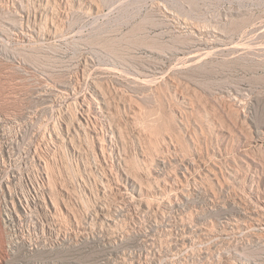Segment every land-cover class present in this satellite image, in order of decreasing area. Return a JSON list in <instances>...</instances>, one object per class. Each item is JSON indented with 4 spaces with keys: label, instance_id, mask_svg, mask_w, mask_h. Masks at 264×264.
I'll return each instance as SVG.
<instances>
[{
    "label": "rangeland",
    "instance_id": "1",
    "mask_svg": "<svg viewBox=\"0 0 264 264\" xmlns=\"http://www.w3.org/2000/svg\"><path fill=\"white\" fill-rule=\"evenodd\" d=\"M261 139L264 0H0V176L41 239L0 217V264H264ZM128 166L154 211L104 195Z\"/></svg>",
    "mask_w": 264,
    "mask_h": 264
},
{
    "label": "bare ground",
    "instance_id": "2",
    "mask_svg": "<svg viewBox=\"0 0 264 264\" xmlns=\"http://www.w3.org/2000/svg\"><path fill=\"white\" fill-rule=\"evenodd\" d=\"M55 12H57V11H55ZM99 95H100L99 98L94 100V104L88 102L87 105L84 106L82 114H81L82 117L77 118L78 119V125L81 129H82L83 125H85L84 122L91 115H93L95 118L108 117L111 119L113 117L111 106H110L109 102L107 101V98L103 94H99ZM132 108H134V107H132ZM131 113H136L135 109H133ZM128 117L132 118L133 114L129 115ZM109 122H111V121H109ZM110 125H111V123H110ZM117 126H119V125H117ZM95 128H94V130L93 129L91 130L92 137L95 140L96 147L101 151L102 157L105 158L106 153H107L105 143H107L108 146L112 145V138H101L98 131H96L97 129L95 130ZM112 133H113V136L120 138V140L123 138L122 137V130L119 128H115V129L112 128ZM104 140H106V142H104ZM261 142L263 144L264 139H261ZM76 146H78V145H76ZM111 149L114 152V154L117 155V153L115 152V148L112 147ZM123 156L121 154L120 155L118 154L117 158L119 160H122V159H124ZM142 156L144 157V159H147V156L144 153H142ZM129 167H131V166H128V168L123 167L122 172L128 179H130L133 182V184L135 186L134 192L128 193L122 184L115 182L113 185H106L104 195H106V197L111 202H130V203H132V204L134 203V205H138L139 207H142V208H148L150 210L155 209L156 206L154 204V201L146 198V194H147V191L149 190V187H146L143 184H141L139 175L137 176L136 174H132L133 172L129 171ZM110 175H113V174L110 173ZM172 187H174V186H172ZM164 189H167V187H164ZM34 192L36 194H41V181H37V183L34 185ZM25 197H26V194H25ZM260 208L264 210V203L263 202L261 203ZM152 211H154V210H152ZM28 216H29V214H26V215H24V218L28 219Z\"/></svg>",
    "mask_w": 264,
    "mask_h": 264
},
{
    "label": "built area",
    "instance_id": "3",
    "mask_svg": "<svg viewBox=\"0 0 264 264\" xmlns=\"http://www.w3.org/2000/svg\"><path fill=\"white\" fill-rule=\"evenodd\" d=\"M23 174L22 172H20ZM22 189L21 192L11 182V179L1 181L0 176V217L1 223L4 225L9 248L16 246H28V249H41V239H34L31 236V230H23L16 227L17 219L21 218L25 213L32 211V206L36 204L31 201V197ZM30 234H26L25 232ZM36 233V232H35Z\"/></svg>",
    "mask_w": 264,
    "mask_h": 264
}]
</instances>
